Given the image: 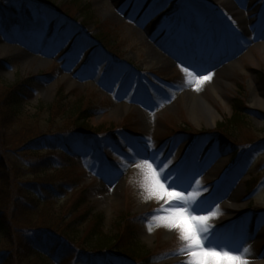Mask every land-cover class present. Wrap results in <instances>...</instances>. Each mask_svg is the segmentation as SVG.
I'll use <instances>...</instances> for the list:
<instances>
[{
	"label": "rangeland",
	"instance_id": "obj_1",
	"mask_svg": "<svg viewBox=\"0 0 264 264\" xmlns=\"http://www.w3.org/2000/svg\"><path fill=\"white\" fill-rule=\"evenodd\" d=\"M214 1L0 0V100L20 89L27 105V113L7 130L6 146L14 150L6 159L19 164L37 159L19 137L25 126L40 134L73 124L72 116L54 108L61 97L89 109L98 135H115L105 153L73 150L63 172L68 190L42 202L36 215L73 218L92 209L102 213L110 235L122 231L124 219L131 241L151 253L148 260L141 255L124 264H182L185 257L171 255L181 246L179 233L156 221L153 231L147 227V217L168 204L147 198L143 186L141 161L157 155L171 160L169 169L185 183L200 180L197 198L204 207L219 205L208 223L221 242L249 247L248 264L264 260V0ZM231 1L241 17L227 24L220 18L234 7ZM6 17L15 26H5ZM65 20L71 27H63ZM241 23L249 34L238 30ZM212 45L220 52L200 61ZM90 48L95 58L88 60ZM234 61L220 95L208 91L215 122L195 118L192 93L194 84L202 85L197 77ZM42 104L47 108L39 111ZM237 109L245 119L228 131L226 142L218 129ZM34 177L22 181L40 179ZM125 238L119 248L126 246Z\"/></svg>",
	"mask_w": 264,
	"mask_h": 264
},
{
	"label": "trees",
	"instance_id": "obj_2",
	"mask_svg": "<svg viewBox=\"0 0 264 264\" xmlns=\"http://www.w3.org/2000/svg\"><path fill=\"white\" fill-rule=\"evenodd\" d=\"M23 98L20 89H13L0 100V264H124L127 259L135 260L141 255L148 260L150 252L146 254L131 241L127 232H132L131 227L122 228L124 219L119 222L122 231L110 235L104 229L102 213H94L92 209H84L73 218L61 214L36 215L42 202L51 201L68 190V179L64 180L68 177L63 172L73 159V150L78 143L106 152L108 141H115V135H98V127L90 123L89 109L61 97L54 108L59 107L62 114L72 116L73 124L40 134L25 126L21 134L16 133L20 139L25 137V143L29 144L26 150L35 153L37 159L27 160L26 164L9 162L6 152L14 149L6 146L7 130L27 113ZM40 108L47 107L42 104L37 109L40 111ZM242 115L243 112L237 109L233 119L219 126L226 142L227 134L231 135L228 131L233 132L234 124L245 119ZM42 151H47L45 157H38ZM34 176L40 179L22 181V177ZM77 202L79 204L80 200ZM125 235L129 237L125 238ZM124 238L127 244L119 248Z\"/></svg>",
	"mask_w": 264,
	"mask_h": 264
},
{
	"label": "snow or ice",
	"instance_id": "obj_3",
	"mask_svg": "<svg viewBox=\"0 0 264 264\" xmlns=\"http://www.w3.org/2000/svg\"><path fill=\"white\" fill-rule=\"evenodd\" d=\"M183 71L189 76L193 75L187 68H183ZM211 76L212 73L209 72L207 76L197 77V81L208 80ZM194 87L199 90V84H194ZM171 163V160H159L157 155L141 161L144 166L143 186L148 192L147 198L168 201L167 206L156 209L147 217L148 231H153L152 222L156 221L157 226L178 232L182 243L171 255L185 257L182 264H248L249 247H231L221 242L216 232L212 231L208 221L219 214V205L204 207L205 201L197 198L200 180L193 177L185 183L169 169ZM176 189L181 191L177 192Z\"/></svg>",
	"mask_w": 264,
	"mask_h": 264
},
{
	"label": "bare ground",
	"instance_id": "obj_4",
	"mask_svg": "<svg viewBox=\"0 0 264 264\" xmlns=\"http://www.w3.org/2000/svg\"><path fill=\"white\" fill-rule=\"evenodd\" d=\"M203 1H211V0H203ZM221 0H217V2L214 1L215 4H218ZM232 2V1H231ZM208 3V2H206ZM232 5L235 3L232 2ZM241 17L240 11L237 9V6L234 5V7L231 9L229 13H227V16H222V19L220 20L229 23V19H239ZM227 20V21H226ZM242 24V23H241ZM238 30L242 31L244 34L250 32L249 29L245 27V24L238 26ZM235 33L237 32L234 31ZM238 63H240L238 60H236ZM236 61L230 62L223 67L219 68L216 71L212 72V76L210 79L202 81V85L199 87L200 90H196L192 93V102H193V109L192 114L196 118L204 116L206 118H210L211 122H215V118L218 115L216 109L213 107V105L210 103V101L207 99L208 91H211L212 93L216 95H220V91H223V88H225L226 85H228V81L226 79V76L229 75L227 72L229 70V67L235 66ZM206 88V89H205ZM197 91V92H196ZM257 264H264V260L257 261Z\"/></svg>",
	"mask_w": 264,
	"mask_h": 264
}]
</instances>
